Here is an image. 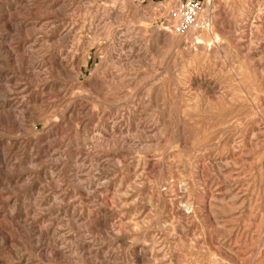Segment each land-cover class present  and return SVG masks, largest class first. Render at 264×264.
<instances>
[{
	"label": "rangeland",
	"instance_id": "obj_1",
	"mask_svg": "<svg viewBox=\"0 0 264 264\" xmlns=\"http://www.w3.org/2000/svg\"><path fill=\"white\" fill-rule=\"evenodd\" d=\"M0 0V264H264V0Z\"/></svg>",
	"mask_w": 264,
	"mask_h": 264
},
{
	"label": "built area",
	"instance_id": "obj_2",
	"mask_svg": "<svg viewBox=\"0 0 264 264\" xmlns=\"http://www.w3.org/2000/svg\"><path fill=\"white\" fill-rule=\"evenodd\" d=\"M200 7L201 4L197 0H185L181 2L178 8L172 13V17L179 22L177 30L183 31L190 25L194 21Z\"/></svg>",
	"mask_w": 264,
	"mask_h": 264
}]
</instances>
